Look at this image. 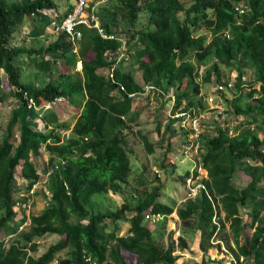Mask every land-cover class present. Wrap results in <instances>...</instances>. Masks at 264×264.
Returning <instances> with one entry per match:
<instances>
[{
    "label": "trees",
    "instance_id": "obj_1",
    "mask_svg": "<svg viewBox=\"0 0 264 264\" xmlns=\"http://www.w3.org/2000/svg\"><path fill=\"white\" fill-rule=\"evenodd\" d=\"M239 2L247 6L243 15H237L234 9ZM56 7L54 0H0V70L9 86L8 91L0 93V102L9 96L15 99L0 136V233L9 236L6 243L0 237V264H174L172 248L154 244L153 233L143 222L145 212L166 216L174 211L172 205L157 199V191L146 193L132 207L124 202L113 211L93 210L92 198L121 193L129 182L132 166L123 130L135 120L136 112H132L126 92L142 91L145 84H153L163 92L174 89V110L204 108L198 97L199 67L194 60L202 64L211 61L204 71V82L213 75L220 81L221 66L233 67L239 90L245 89L241 75L251 69L253 78L245 87L247 98L253 100L246 107H235L244 115L240 122L243 129L239 124L230 133L228 126L213 124V134L201 136L200 161L207 171L205 189L186 200L177 209V216L188 221L197 213L199 247L206 252L217 228L212 217L222 212L220 222L229 223L236 248H228L236 258L243 256L254 264H264V140L255 128L257 125L264 130V0H124L123 14L129 25H135L141 11L147 19L144 27L132 30L130 38L124 34L129 49L134 51L130 61L135 66H117L114 82L99 70L110 66L106 52L116 50L120 41L102 38L95 28L78 26L81 34L73 40L60 32L46 47L15 44L26 18L39 21L27 32L38 36L52 22L40 10ZM70 8L56 19V25ZM179 12H184L183 19L178 17ZM100 15L107 32L121 34L113 30L114 23L111 26L114 13L105 19ZM202 28L207 33H199ZM225 31L231 34L229 38L224 36ZM23 53L42 73H54L57 59L72 68L35 87L20 80L15 59ZM77 61L81 62L80 70L74 68ZM136 71L141 73L138 80ZM118 83L126 92L116 91ZM62 101L78 112L71 127L60 120L58 106ZM44 104H50V109L43 110ZM39 115L44 128L37 127ZM59 128L69 129V137L63 138ZM141 140L147 152H153L147 136L142 135ZM41 149L49 153L48 164L59 158L66 162L46 181L50 196L43 210L29 216L27 228L19 229L26 217L14 221V181L17 176L26 181L27 191L39 179L31 156H40ZM238 169L250 177L240 188L232 182ZM186 176L187 172L180 176L183 183ZM242 207L248 210L253 228L245 242H240L246 226L240 215ZM126 212L132 214L127 217ZM123 216L129 228L127 234L119 235L117 221ZM47 234L59 238L33 256L30 252L37 249L35 239ZM178 239L183 249L186 243L182 237ZM63 250L66 252L61 255ZM126 254L135 257L134 263L126 260Z\"/></svg>",
    "mask_w": 264,
    "mask_h": 264
},
{
    "label": "rangeland",
    "instance_id": "obj_2",
    "mask_svg": "<svg viewBox=\"0 0 264 264\" xmlns=\"http://www.w3.org/2000/svg\"><path fill=\"white\" fill-rule=\"evenodd\" d=\"M57 4V7L53 10H46V14L51 18L52 22L49 24L42 34L38 36L28 35V29L36 28L39 25V21L36 18L28 17L25 20V24L20 37L15 40V44L24 46L26 48L33 47H46L50 42L56 39L60 31L56 29V19L59 18L64 12L65 8L68 5V0H54ZM71 1V0H70ZM123 1L124 0H89V6H93L92 10L96 12L98 16L101 15L106 18V15L110 13L115 14V20L111 21V26L113 25V30L126 34L129 37L132 33V30H137L141 27H144L146 24V13L144 11L139 12L138 19L134 26L129 25L128 19L124 17L123 14ZM188 2L189 0H185ZM54 12H57L55 14ZM178 17L183 19L184 12H179ZM28 28V29H27ZM206 30L203 28L199 33L204 34ZM207 33V32H206ZM130 38V37H129ZM209 38V34H208ZM134 41V40H132ZM74 48L77 46L74 44ZM194 60V59H193ZM211 61L202 64L194 60L196 66L199 67V74L197 81L200 84V92L204 95L212 94L217 95V92L214 90V85L216 83L214 75L212 79L208 82L203 81L204 71L206 67L210 64ZM75 63L74 68L79 70L81 64ZM15 64L18 67L20 72V80L24 83H31L35 87H40L45 84L49 79L56 77L60 72H67L72 67H68L64 60L57 59L54 67V73H42L37 70L34 64L30 61V58L27 57V54L23 53L16 57ZM133 66L132 62H128L125 66ZM244 74L247 75L250 79L253 78V73L251 69L244 70ZM54 75V76H53ZM236 75V71L233 67L221 66V80L227 79ZM244 90H239L235 88L234 91L224 92L219 94L220 102L224 112V126L230 128V133L233 132V128L239 126L240 130L243 129L244 125H241V121L244 119V115L236 112L235 107H246L247 104L252 102V98H247L248 87H244ZM9 86L7 84L4 73L0 70V93L5 90L8 91ZM166 94V93H165ZM166 98V96L164 95ZM150 101V96L146 97ZM167 99V98H166ZM15 105V99L12 96H9L6 100L0 102V136L2 135L3 130L5 129L6 123L9 119L11 109ZM50 104H44L43 110L50 109ZM207 105L204 104V107ZM147 107V106H146ZM60 120L65 122V124L71 125L74 121V118L77 115V112L66 101H62L58 106ZM156 115L150 113L149 110L143 108L142 114L138 118V122H142L144 130L150 131L149 137L153 142L154 150L152 153H148L147 150L142 145L141 141L135 135H131L133 138V143L127 148L129 151L130 162L132 166L131 174L129 176V182L123 185L121 193H105L97 194L92 198V209L95 211H113L119 208L124 202L128 203L129 206H134L141 197L146 193H149L153 190L157 191V199L163 203L170 204L173 206L174 211L166 216L161 215L158 218H155L153 221H143L147 224L148 228L153 233L154 244L162 248H172V255L176 256L174 264H194L200 263L204 260L205 264H254L251 260L243 258L242 261L233 254V252L228 248L230 245L233 249L236 247L232 243V236L230 232V227L228 222H224L221 225L220 220L223 218V213L214 214L212 217L213 223L217 224L215 232L208 241V248L206 252H203L199 247L201 231L198 228V215L195 213L188 221H183L177 216V209L182 207L186 200L192 199V197L187 196L186 188L183 181L180 179V176L186 172L191 165V162L184 156H179L180 149L185 141V133L180 130V128L174 124H170L169 121L171 118L167 117L164 113V110L159 108ZM39 118L40 115L38 116ZM214 117L206 118V125L203 126L204 134L210 135L213 134L214 129L211 128V122H213ZM172 120V119H171ZM215 120V119H214ZM156 121L159 123L158 134L153 133L156 125ZM167 125V126H166ZM165 127V131L161 133L160 131ZM256 131L260 138L264 140V130L257 125L255 126ZM65 128H59L61 136ZM128 129V128H127ZM17 132V127H15ZM169 130V132H167ZM47 131L44 129V132ZM174 131V137L177 136L172 141H170V132ZM128 133H134L132 129H128ZM176 133V135H175ZM170 137V138H169ZM157 142H159L157 144ZM170 144H169V143ZM173 143V144H172ZM264 148V147H263ZM201 153L198 158H201ZM178 156L177 158H175ZM35 161L37 168H43L49 162V153L41 149L40 156H31ZM171 159H175L176 163H170ZM195 159V160H196ZM198 159L196 161H198ZM157 169L159 176L156 175L154 170ZM16 172L19 175L20 165L16 167ZM48 178H41L40 182L33 188L34 191L31 193L25 191L26 181L20 177H16L14 181V192L13 199H19L20 205L14 208L15 218L14 221L19 220L22 215H25L26 222L19 226V229L27 228L29 222V216L32 214H38L46 205V197H49L50 194L46 187V181ZM250 181L249 175H247L243 170L238 169L232 178V182L237 187H243ZM19 207V208H18ZM132 212H126L125 215L129 217ZM240 215L246 226L241 232L240 242L247 241L252 232L253 228L250 227V217L248 215V210L243 207L240 208ZM123 219L117 221L119 227L118 234L125 235L128 232L129 222L123 216ZM108 221V220H106ZM189 224V225H188ZM110 229V228H108ZM179 236L183 238L186 243V246L180 249ZM0 237L6 243L8 241V235L0 233ZM59 236L56 234H47L42 237L36 238L37 249L36 251H31L30 253L33 256H38L43 253L47 247L56 242ZM66 250L60 252L63 255ZM59 254V255H60ZM126 260L129 263H134L135 257L130 254L125 255ZM50 264H55L53 261Z\"/></svg>",
    "mask_w": 264,
    "mask_h": 264
},
{
    "label": "built area",
    "instance_id": "obj_3",
    "mask_svg": "<svg viewBox=\"0 0 264 264\" xmlns=\"http://www.w3.org/2000/svg\"><path fill=\"white\" fill-rule=\"evenodd\" d=\"M93 6H89V0H71V8L69 12L63 17L61 23L56 25V29L60 32L66 33L70 39L78 38L81 34L80 30L77 28L78 26H86L95 28L98 34L105 39H117L120 41V46L116 50H108L106 52V58L111 62L110 66L106 69L105 73L107 78L112 82L115 81V69L119 64L130 62V56L134 52L133 49H129L127 38L124 34H115L113 32H107L103 26L102 20L96 14L95 11L92 10ZM237 15H243L247 12V6L243 2H239L234 7ZM46 10H40L42 13L46 14ZM50 10V9H49ZM230 33L228 31L224 32V36L226 38L230 37ZM242 86H246L249 80H251L247 75H241ZM236 75L227 79H222L220 81H216L214 85V90L217 92V95H204L202 92L198 93V97L201 99L202 104H206L207 106L203 109L200 107H191L188 109H184L183 107H179L176 110L170 108L168 112L169 118L173 119L175 124L180 128L181 131L185 133V141L180 149V153L185 157H188L192 165L188 170V174L184 179V186L186 188L187 196L195 198L197 194L205 189L204 179H207V172L202 167L199 156L201 152V136L204 134L203 126L206 125L207 117H214L213 124H219L224 126V112L220 102L219 94H223L224 92L234 91L236 88ZM117 92H126L124 85L118 83ZM149 93H156L165 95L166 97L171 99L172 104L175 102V93L174 89L170 88L166 92L157 89L153 84H145L142 91L138 92H126L128 98H134L137 96H145ZM166 93V94H165ZM49 105V104H47ZM174 106V104H173ZM172 106V107H173ZM37 127L44 128V123L41 118H36ZM210 125V126H211ZM70 134V130L63 132V138H68ZM196 156H198V161H196ZM196 159V160H195ZM65 159L59 158L53 161L51 164H47L43 168H36V175L38 176V180L31 185V187L27 190V194L34 191V187L40 182L41 178H48L52 175L56 170L65 165ZM157 176H159V172L157 169L154 170ZM16 206L20 205L19 199L16 200ZM15 206V207H16ZM160 214H152L150 212H145L143 215V221H153L155 218L160 217ZM239 260H243V256L239 257Z\"/></svg>",
    "mask_w": 264,
    "mask_h": 264
},
{
    "label": "crops",
    "instance_id": "obj_4",
    "mask_svg": "<svg viewBox=\"0 0 264 264\" xmlns=\"http://www.w3.org/2000/svg\"><path fill=\"white\" fill-rule=\"evenodd\" d=\"M71 5V1L70 0H68V5L66 6V8H65V10H67V8L69 7ZM50 10H53V11H55L54 9H50ZM55 14H57V12H54ZM28 29V28H27ZM28 31H29V29H28ZM78 63L79 64H81V62L80 61H78ZM77 63V64H78ZM126 63H122V65H125ZM120 65V64H119ZM118 65V66H119ZM135 66V63L133 64V67ZM81 69V68H80ZM79 69V70H80ZM100 72H105L106 71V69H101V70H99ZM140 71H136L135 72V77L137 78V80L139 79V77H140ZM169 90V89H168ZM150 96V101H149V99L148 98H146V97H149ZM167 98V99H166ZM164 97L163 95H161V94H156V93H149V94H147V95H145V96H137V97H134V98H131V101H132V106H131V110H132V112H136V118H135V120L134 121H130V122H128V129H132L133 130V132L134 133H128V129L127 128H125L124 130H123V133L125 134V138H126V143H127V145L129 146L130 145V148H131V145L132 144H134L133 143V138L131 137V135L133 134V135H135L136 137H137V140L139 139L140 141H141V143H142V140H141V136L142 135H146L147 136V139H148V141L151 143V144H153V142H152V140H151V138L149 137V134H150V131H147V130H144L142 127L144 126V124L142 123V122H138V118H139V116L142 114V112H143V108H145V110H149L150 111V113L151 114H153V115H156V113L158 112L157 110H159V108H161L162 110H164V114L167 116V117H169L168 116V112H169V110H170V108H171V110H172V106H173V104H172V102H171V99L170 98H168V97ZM147 106V107H146ZM141 113V114H140ZM78 116V112H77V115H76V117ZM76 117L74 118V121L71 123V125H70V127L73 125V123L75 122V119H76ZM170 121H171V119H170ZM170 121H169V123H170ZM175 124V122L173 121L172 122V125H174ZM167 126V125H166ZM166 126H164V128L160 131L161 133H163L166 129H165V127ZM153 128H155V130L153 131V133L152 134H154V133H156V134H158V130H159V128H160V126H159V123L156 121V125L153 127ZM69 130V129H68ZM167 132H169V130H167ZM175 135H176V133H175ZM170 136L172 137V136H174V135H171L170 134ZM170 138V137H169ZM175 138H177V136H175ZM174 137H172V138H170V141H172L173 142V140L175 139ZM159 142H157V144H158ZM169 143V142H168ZM170 144V143H169ZM173 144V143H172ZM142 145H143V143H142ZM180 152V151H179ZM152 153V152H151ZM184 156L183 154H179V156ZM178 156H176L175 158H177ZM184 158H187L188 160H189V162H191V160L188 158V157H185L184 156ZM170 160V159H169ZM176 160L175 159H171L170 160V163H176L175 162ZM201 162V161H200ZM191 165H192V162H191ZM191 165H190V167H191ZM190 167L188 168V169H186V172H187V174H188V170L190 169ZM204 168V167H203ZM205 170V169H204ZM185 172V173H186ZM207 172V171H206ZM147 225V224H146ZM199 243V242H198Z\"/></svg>",
    "mask_w": 264,
    "mask_h": 264
}]
</instances>
